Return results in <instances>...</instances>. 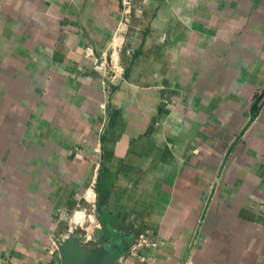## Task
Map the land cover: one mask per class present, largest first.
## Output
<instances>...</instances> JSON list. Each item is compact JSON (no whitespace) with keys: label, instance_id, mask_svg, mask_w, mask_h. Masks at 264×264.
Here are the masks:
<instances>
[{"label":"crops","instance_id":"0c3cea01","mask_svg":"<svg viewBox=\"0 0 264 264\" xmlns=\"http://www.w3.org/2000/svg\"><path fill=\"white\" fill-rule=\"evenodd\" d=\"M108 61L122 67L116 83ZM263 77L264 0H0V264H59L55 249L81 199L111 227L105 235L131 244L121 219L142 185L177 178L174 168L189 161L175 153V167L146 176L157 157L143 149L158 142L138 131L151 118L158 133L172 118L193 136L203 115ZM256 112L264 119V103ZM252 141L262 155L264 134ZM220 187L208 213L228 214L222 243L237 242L218 264H264V206L249 212Z\"/></svg>","mask_w":264,"mask_h":264},{"label":"rangeland","instance_id":"374dc122","mask_svg":"<svg viewBox=\"0 0 264 264\" xmlns=\"http://www.w3.org/2000/svg\"><path fill=\"white\" fill-rule=\"evenodd\" d=\"M129 56H132V51L129 52ZM103 67L108 70L109 67H112L110 70H113V75L116 77L111 80L112 83H116L117 79L124 75L122 67L120 69L117 65L112 66L109 61ZM164 70L165 68H162V71ZM100 72L101 75L104 74L103 70ZM119 80L121 81V79ZM102 82L103 85L109 84L108 88L111 91L116 88L107 79L102 80ZM226 86L228 83L223 84L224 88ZM244 86L246 88H242L240 94L227 95L226 109L224 108L218 113L203 115L205 119L202 122L196 121L193 136L190 133L189 136H185L184 130H182L183 126L181 124H178L179 128L175 126L176 122L172 118L161 122L158 126L159 132H156L157 135L154 131L151 132L149 128L151 118L148 127L138 131L137 138L150 134L158 142H156L157 147L146 145V148L143 149L147 155L153 154L157 157V162L152 161V164L148 166L146 176L151 175L152 171H158V168L161 167L162 169L169 168L171 165L175 167V160L173 159L175 153L182 155L189 153V161H181L179 167L174 168L180 171V173L177 172L179 178L175 176V178L168 179L159 175L156 177L155 183H152L151 186L148 185L147 188L144 184L142 185L141 181L139 182L142 185V190L137 198L135 197L134 203L129 206L131 212L121 219L124 223H130L129 227L133 230L134 237L127 252L117 257L120 264H180L223 155L248 120L251 113L250 105L256 94L264 86V77L261 81ZM263 103L264 99L257 106L255 112L259 111ZM169 104L165 105L168 106ZM104 105L110 107L109 100L105 104L103 103V107ZM238 107H242L243 110L240 121L238 120L240 116ZM163 108L171 109V107ZM199 108L197 107V109ZM189 109L191 111V108ZM162 111L164 110L162 109ZM255 112H253L254 116L250 122L228 150L194 238L191 252L184 264H218V255L223 253L224 249H235L234 244L237 240L234 235L227 236V248H224L225 241L222 243L223 236L228 233L229 229H232V227L228 228L227 224L233 219L228 218V214H222L219 211L220 208L208 213L210 204L215 202L216 194L214 195V191L217 188L216 192H219L220 185H225V190H222L225 191V196L229 194L232 197L236 192V196L242 199L249 212L251 207L256 210L259 203L264 206V151L260 150L263 154L258 156L257 149L252 148L255 147L252 139L256 138V135L264 134V119L259 118L255 121L257 118V112ZM197 114L194 117L201 116V113ZM171 124L175 129H171ZM177 134L179 135L177 136ZM166 154L167 156H165ZM162 163L165 166H162ZM162 173L164 174V172ZM123 176L120 174V177H115L114 182L117 185L124 184ZM90 204L81 199L76 207L68 211L74 222H71L73 227L66 237H77L81 245L99 241L106 232L98 217L92 216L93 209ZM244 231H246L245 228ZM114 236L117 237V235ZM58 246L55 250L58 249ZM156 250L167 252V254L164 253L162 257L155 259ZM55 261L59 263L58 258Z\"/></svg>","mask_w":264,"mask_h":264},{"label":"water","instance_id":"95a60500","mask_svg":"<svg viewBox=\"0 0 264 264\" xmlns=\"http://www.w3.org/2000/svg\"><path fill=\"white\" fill-rule=\"evenodd\" d=\"M253 116H254V113L251 112L248 120L246 121V123L244 125V127L247 126V124L250 122V120L252 119ZM244 127H243V129H244ZM243 129H241L239 131V133L236 135V137L232 140V142L230 143V145L228 146V148L226 149V151L223 155L222 161H221L220 166L217 170L214 181L211 184V187L208 191L204 205L201 209L197 223L195 225L192 236L190 238L187 249L185 251V254H184L183 259L181 260L180 264L185 263L186 259L188 258V255L191 251V247H192V244L194 242V238L196 236V233L198 231V228L200 226V223L202 221L204 213L207 209V205L209 203L210 197H211L212 192L214 190L216 180L218 179L222 164H223L224 159L228 153V150L234 144V142L236 141V139L238 138L239 134L241 133V131ZM57 254H58L59 264H120L119 261L117 259H115L113 255L106 253L104 250H99V251L86 250L78 242V239L75 236H69V237H66L64 240H62L58 246Z\"/></svg>","mask_w":264,"mask_h":264},{"label":"flooded vegetation","instance_id":"af4514ba","mask_svg":"<svg viewBox=\"0 0 264 264\" xmlns=\"http://www.w3.org/2000/svg\"><path fill=\"white\" fill-rule=\"evenodd\" d=\"M115 239V236L113 237ZM112 236L105 235L99 241H93L86 245H82L86 250L99 251L104 250L106 253H109L114 256L115 259L119 256L117 251H121L123 246L119 245ZM121 254V253H120Z\"/></svg>","mask_w":264,"mask_h":264},{"label":"trees","instance_id":"16d2710c","mask_svg":"<svg viewBox=\"0 0 264 264\" xmlns=\"http://www.w3.org/2000/svg\"><path fill=\"white\" fill-rule=\"evenodd\" d=\"M125 71V70H124ZM125 73V72H124ZM264 99V86L261 88V90L256 94L254 101L250 105V111L255 112L257 106L262 102ZM102 226L104 227L105 230L110 232L111 227L107 225L106 223H103L104 221L100 220ZM121 239L122 242H120L121 246H123L121 251H117V254L122 253L123 251L126 252L125 250L128 249V246L130 245V242L127 241L125 236H117Z\"/></svg>","mask_w":264,"mask_h":264},{"label":"built area","instance_id":"2783aa9c","mask_svg":"<svg viewBox=\"0 0 264 264\" xmlns=\"http://www.w3.org/2000/svg\"><path fill=\"white\" fill-rule=\"evenodd\" d=\"M119 2L123 5H127L129 3V0H119Z\"/></svg>","mask_w":264,"mask_h":264}]
</instances>
